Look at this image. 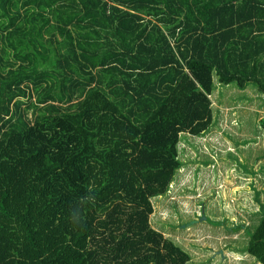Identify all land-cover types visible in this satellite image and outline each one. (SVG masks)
<instances>
[{
    "label": "trees",
    "instance_id": "obj_1",
    "mask_svg": "<svg viewBox=\"0 0 264 264\" xmlns=\"http://www.w3.org/2000/svg\"><path fill=\"white\" fill-rule=\"evenodd\" d=\"M216 77L264 96V0H0V264H189L152 201Z\"/></svg>",
    "mask_w": 264,
    "mask_h": 264
},
{
    "label": "rangeland",
    "instance_id": "obj_2",
    "mask_svg": "<svg viewBox=\"0 0 264 264\" xmlns=\"http://www.w3.org/2000/svg\"><path fill=\"white\" fill-rule=\"evenodd\" d=\"M223 88L225 92L235 91L234 98L224 101L230 107H236L229 110L231 115L237 114L238 119L231 124L225 121L226 126L219 130L221 124L217 121L214 132L208 130L212 137L204 135L184 141L182 159L185 166L177 174L168 194L152 201L155 213L151 225L191 256L189 264H261L246 251L249 233L260 223L259 215L264 207L254 198L253 190L257 184L253 187L248 185L249 182L242 187L230 184L226 190L227 186L219 185L217 181H222L220 172L226 171L220 169L222 166L229 163L232 168L242 165L243 170L251 171L263 156L264 149L251 146L250 142H239L238 137L240 129L246 130L248 136L261 133L258 120L264 119V98L260 115L250 108L238 107L235 101L239 92L234 84ZM212 157L221 167L211 170L212 167L206 165ZM258 170L261 172L256 177L264 186V164ZM225 182L228 184L230 181L225 178ZM236 182H239L237 178Z\"/></svg>",
    "mask_w": 264,
    "mask_h": 264
},
{
    "label": "crops",
    "instance_id": "obj_3",
    "mask_svg": "<svg viewBox=\"0 0 264 264\" xmlns=\"http://www.w3.org/2000/svg\"><path fill=\"white\" fill-rule=\"evenodd\" d=\"M230 85H232V84H230ZM230 85H223L219 82L217 77L215 78L214 92H213L211 98H209V99H211V101L213 103V107H212V109H213V126L211 127V129H209V131H211V133L214 132L213 128H214V126L217 125V121H219V123L221 124L220 127L218 128V130H219L220 128H224V126H226L225 121H228V123L231 124L234 122V120L238 119L237 114L231 115L230 110H229V108L235 109L236 107H230L231 105L226 104L224 101V99L230 100L231 98L235 97V91L234 90H231L229 92H225V88H223L224 86L229 87ZM238 92H239L238 100H236L235 103L236 102L238 103V107L240 109L247 110L250 108L251 110H254L255 112L258 111V113L260 115H262V106H263L264 96L261 93H259L257 86H255L254 84H250L249 86H247L245 88V90H240V88H238ZM220 114H221V117H220ZM262 120H264V119L260 118V120H258L259 128L261 127V121ZM236 122H237L236 124L238 125L239 120H237ZM240 128H242V127H240ZM209 131L207 133H205L206 137H212L213 136V134L211 136V133H209ZM239 131H241V132H239V137H238L239 142H243V141L247 142V143L250 142L251 146H254L255 148L264 149V133L261 130V128H260L261 133H259L256 136H250V135L248 136V132L244 129L243 130L240 129ZM203 136H201V137H203ZM217 137L220 140L219 136H217ZM246 137H248V139ZM188 138L198 139V138H193L189 135H182L181 136V142L179 144L180 160L182 162V168L181 169H183L185 166L184 161L182 159V151H183L182 147H184L183 146L184 141L189 142ZM222 139L227 140V138H224V137ZM216 141H218L217 138H216ZM211 142L215 145L214 140H211ZM256 143H257V147H256ZM215 146H217V145H215ZM235 147L237 148V146H235ZM209 148H211V147H209ZM218 149H219V147H218ZM229 153H230V151H229ZM263 158H264V154H263V156H261L256 161L255 167H254L255 169H252L251 171L247 168L245 170H243L241 168L242 165L232 168L231 164L229 163L225 167L222 166V168H220V169H224L226 171L220 172V175L222 176V181L221 182L217 181V184H219V185L223 184V185L227 186L226 190H228L230 184L231 185L233 184L234 187H237V186L242 187V185H244L246 182L247 183L249 182L248 185L253 187V185L256 183L257 186H255L254 187L255 190H253V191H255V195H254V198H256L255 201H257L261 205L262 204L264 205V197H263L264 196V194H263L264 193V186L262 185V183L260 181H258V178L256 177L261 172V170H258V168L260 169V166L262 164H264ZM241 159H243V157L240 158L239 160H241ZM226 161L229 162L230 160H227V158H226ZM214 162H215V158L212 157V160L207 161L206 165H208V167H212L211 170H213L214 168L221 167L219 164H216L217 161L215 163ZM204 169H202V170H204ZM208 170H205V172H207ZM197 172H198V170H197ZM184 173H185V171H184ZM225 178L229 179L230 182L228 184L225 182ZM236 178L238 179L239 182H236ZM211 198H213L212 195H211ZM259 216H260V221H261V219L264 217V207H263L262 211H260Z\"/></svg>",
    "mask_w": 264,
    "mask_h": 264
}]
</instances>
